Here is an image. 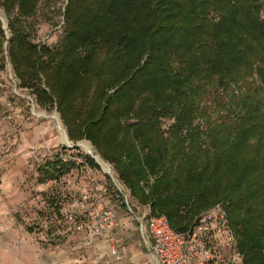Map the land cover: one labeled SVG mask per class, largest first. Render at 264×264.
Instances as JSON below:
<instances>
[{
    "label": "trees",
    "instance_id": "1",
    "mask_svg": "<svg viewBox=\"0 0 264 264\" xmlns=\"http://www.w3.org/2000/svg\"><path fill=\"white\" fill-rule=\"evenodd\" d=\"M41 1L0 0V69L54 104L69 140L90 141L152 214L185 228L221 201L242 264H264V0H66L55 45L32 39ZM248 78L259 85L232 119L195 123L212 90ZM74 166L55 155L37 171Z\"/></svg>",
    "mask_w": 264,
    "mask_h": 264
},
{
    "label": "rangeland",
    "instance_id": "2",
    "mask_svg": "<svg viewBox=\"0 0 264 264\" xmlns=\"http://www.w3.org/2000/svg\"><path fill=\"white\" fill-rule=\"evenodd\" d=\"M65 1L39 3L30 19L35 42L55 45L58 41L64 24L57 11H63ZM261 15L264 16V8ZM0 20L6 25L1 7ZM251 80L227 90H212L199 102L195 123L209 128L221 119H232L242 92L259 85ZM170 122L173 120L163 122L162 127L167 129ZM66 141L55 105H39L27 88L17 87L7 62L0 69V235H10L7 250L15 255V248L19 249L22 242L30 250L25 252L29 261L25 258L24 264H31L32 257L37 264H152L146 245L134 228L135 220L116 200V185L137 207L150 211L149 204H141L131 195L114 166L97 153L90 141L77 140L79 146L75 149ZM77 153L93 156L99 167L87 166L82 156H73ZM55 155L73 159L75 166L57 178L39 175L38 167ZM109 169L111 173L107 172ZM152 181L149 177L146 183ZM101 206L113 210L122 223L123 232L119 226L111 229H116L112 231V241L96 239L87 226L86 210ZM204 211L195 214L192 222ZM79 223L81 228L77 227ZM113 247L120 251L119 260L112 253Z\"/></svg>",
    "mask_w": 264,
    "mask_h": 264
},
{
    "label": "built area",
    "instance_id": "3",
    "mask_svg": "<svg viewBox=\"0 0 264 264\" xmlns=\"http://www.w3.org/2000/svg\"><path fill=\"white\" fill-rule=\"evenodd\" d=\"M109 173V172H108ZM116 200L135 220L138 232L145 237L147 253L155 264H219L225 257L227 264H238L234 233L229 224L225 205L219 201L195 217L185 228H174L163 213H151L128 201V196L116 185ZM87 226L93 237L119 226L113 210L107 206L86 210ZM72 220L75 216L70 215ZM78 228L82 224L77 225ZM120 251L113 247L117 260Z\"/></svg>",
    "mask_w": 264,
    "mask_h": 264
},
{
    "label": "crops",
    "instance_id": "4",
    "mask_svg": "<svg viewBox=\"0 0 264 264\" xmlns=\"http://www.w3.org/2000/svg\"><path fill=\"white\" fill-rule=\"evenodd\" d=\"M117 218L119 220V217L118 216H117ZM119 223H120V225H119L120 230H121V232H123V230L121 228L122 227V223H121L120 220H119ZM114 228H116V227H114ZM134 228H136V230H137L136 223H135V227ZM116 229H118V228H116ZM116 229H114V230H116ZM114 230L106 231L105 233H103L99 237H96V239H103L104 241H108V240H111L112 241L115 238V235L112 233V231H114ZM9 236L10 235L5 234V233H2L0 235V264H24L25 258H26L25 257V252L26 251L27 252H30V250L29 249H25L24 244L21 242L19 244L20 248L19 249H18V247L15 248L18 251V253L15 252V255H13L12 253H10L7 250V247H6V244L9 243V239H8ZM140 236L142 237V239H143V241H144V243L146 245L145 237H143L141 234H140ZM26 259L29 261V258H26ZM31 261H32L31 264H37L36 260L33 259V257L31 258ZM151 262H152V264H155L154 261L151 260ZM222 262H224L225 264H227L226 263V259H225L224 256L219 258V264H221ZM237 263L238 264H242V259H241L240 256L237 259Z\"/></svg>",
    "mask_w": 264,
    "mask_h": 264
},
{
    "label": "water",
    "instance_id": "5",
    "mask_svg": "<svg viewBox=\"0 0 264 264\" xmlns=\"http://www.w3.org/2000/svg\"><path fill=\"white\" fill-rule=\"evenodd\" d=\"M3 28L4 29H6V25L5 24H3ZM5 45H6V43H5ZM66 133V132H65ZM66 142H67V144H69L70 146H77L78 145V142H76V143H74V144H72V143H70V140H69V138H68V136H67V134H66ZM95 161H96V159L93 157V156H91ZM97 162V161H96ZM98 163V162H97ZM99 164V163H98ZM100 165V164H99Z\"/></svg>",
    "mask_w": 264,
    "mask_h": 264
},
{
    "label": "bare ground",
    "instance_id": "6",
    "mask_svg": "<svg viewBox=\"0 0 264 264\" xmlns=\"http://www.w3.org/2000/svg\"><path fill=\"white\" fill-rule=\"evenodd\" d=\"M85 145H87V148H88V147L91 148V146L88 145V143H85ZM78 146H79V144H78ZM95 159H96V158H95ZM96 161H97V160H96ZM97 162H98V161H97ZM98 163H99V162H98ZM107 172L111 173L110 169H109Z\"/></svg>",
    "mask_w": 264,
    "mask_h": 264
}]
</instances>
